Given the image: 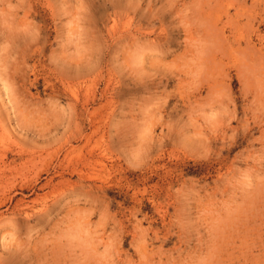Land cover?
Wrapping results in <instances>:
<instances>
[{
    "label": "rangeland",
    "instance_id": "374dc122",
    "mask_svg": "<svg viewBox=\"0 0 264 264\" xmlns=\"http://www.w3.org/2000/svg\"><path fill=\"white\" fill-rule=\"evenodd\" d=\"M0 264H264V0H0Z\"/></svg>",
    "mask_w": 264,
    "mask_h": 264
},
{
    "label": "bare ground",
    "instance_id": "6f19581e",
    "mask_svg": "<svg viewBox=\"0 0 264 264\" xmlns=\"http://www.w3.org/2000/svg\"><path fill=\"white\" fill-rule=\"evenodd\" d=\"M79 173V172H78Z\"/></svg>",
    "mask_w": 264,
    "mask_h": 264
}]
</instances>
